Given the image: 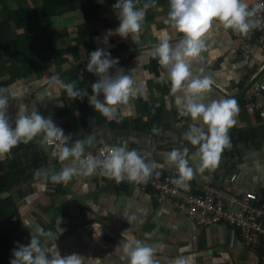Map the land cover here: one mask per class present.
I'll return each mask as SVG.
<instances>
[{
    "label": "crops",
    "instance_id": "1",
    "mask_svg": "<svg viewBox=\"0 0 264 264\" xmlns=\"http://www.w3.org/2000/svg\"><path fill=\"white\" fill-rule=\"evenodd\" d=\"M256 1L245 0L249 7ZM6 2L9 10L25 19L30 9L41 8L43 0ZM150 2L138 0L136 7ZM116 3L117 0H68L62 11L49 19L48 32L55 35L52 46L58 54L44 63L40 73L11 80L3 93L10 99L7 114L14 128L20 105L27 107L29 114L35 109L70 137L64 146L85 141V153L98 145L136 149L146 156V161L163 165L153 172L154 176L159 172L158 177H163L176 171L168 166L166 153L187 147L191 157L198 148L183 138L193 121L179 116L170 81L166 75L161 77L165 70L150 54L159 43L161 31L168 32L173 46L183 37L164 22L170 10L169 0H155V5L147 9L139 34L121 37L116 32L119 27ZM1 22L9 24L12 40L21 34L28 35L26 28H16L0 3ZM204 40V50L192 62L194 75L208 76L213 81L203 102L234 98L239 112L228 133L231 147L223 151L219 166L203 173L195 171L188 190L210 185L264 197V105L260 112H253L246 108L242 97L264 68L263 53L243 41L242 35L216 23ZM3 49L4 46L0 50ZM97 49L110 53V58L127 56L125 62L109 70V75L114 76L122 69L142 88V93L130 98L127 105L117 106L116 118L111 120L96 111L88 99L92 95L91 85L98 77L84 68L88 56ZM7 59V55L0 56V66H9ZM19 59L17 67L21 69L24 61L23 57ZM53 76H59L65 83L75 82L76 90L88 95L83 99L68 97L64 89L49 84ZM9 79L6 74L0 81ZM13 94L17 98L12 99ZM98 99L103 101V95ZM84 116L87 126H83ZM153 127L158 133L152 131ZM44 135H37L12 158L0 159L11 180L8 193L2 194L13 206L5 212L6 221L10 223L12 211L16 210L30 238L37 230L50 231L53 236L41 237L42 244L47 242L52 247L56 243L61 256L77 253L86 260L99 259V264H127L122 249L118 248L126 231L129 238L139 239L155 249L158 264H174L178 257H183L187 264H259L258 255L241 243L231 228L197 226L170 206H156L148 191L116 183L98 171L53 183L50 177L61 170L62 163L49 155ZM89 137L91 144L87 143ZM198 163L190 159L194 170ZM37 171L41 172L39 177L35 175ZM232 176H236L234 184L230 183ZM93 224L96 230L101 229L98 239L93 238ZM15 249L5 252L7 258L13 257Z\"/></svg>",
    "mask_w": 264,
    "mask_h": 264
},
{
    "label": "clouds",
    "instance_id": "2",
    "mask_svg": "<svg viewBox=\"0 0 264 264\" xmlns=\"http://www.w3.org/2000/svg\"><path fill=\"white\" fill-rule=\"evenodd\" d=\"M138 0H117L114 9L119 10L117 17L119 27L116 32L121 37L139 34L145 19L146 11L155 5V0L145 3L137 8ZM170 10L165 24L171 25L183 38L175 46L171 45L168 32L161 31L158 45L150 53L158 59V63L165 71L161 77L170 81V92L175 97V105L179 116L189 117L193 123L184 133V139L192 146H198L196 152L189 157L187 147L172 149L166 153L167 164L174 167L177 178L173 183L178 188L189 189V183L194 172L203 173L205 170H214L219 166L223 151L231 147L229 130L236 124L235 116L239 112L238 103L234 98H221L209 103L203 102L205 94L209 93L213 81L208 76L194 75L192 62L200 57L205 48V36L210 32L214 23L224 29H231L240 35H247L251 29L258 25L254 19L259 9L249 10L245 0H169ZM86 70L98 77L92 83V95L88 97L90 105L109 120L115 119L117 106L127 105L130 98H135L142 93V88L135 84L132 75L124 74L118 70L114 76L109 75V70L119 63L118 59L110 58V53L97 49L88 56ZM53 87L64 89L68 97L83 99L87 93L76 90L75 82L65 83L59 76L49 80ZM0 89V159H3L13 148L20 143H29L37 135L44 133V141L52 144L62 141L64 145L70 139L65 136L62 129L55 126L53 121L44 118L34 109L30 114L27 107L20 105L13 128L8 116L10 99ZM103 95V101L98 97ZM17 98L15 94L12 99ZM206 126V129L203 127ZM152 131L158 133L153 127ZM89 137L87 143L91 144ZM53 156L58 157L62 168L50 177L53 183L70 181L78 174L92 175L99 170V174L116 183L127 180L128 182H147L153 172L163 165L155 161H146L136 149L125 146L107 147L102 153V158L85 154V141L77 140L73 146H61ZM191 160H198V168L190 166ZM69 163L64 164V162ZM36 176L41 172L37 171ZM157 177L159 172H156ZM95 230L94 239H98L101 229ZM128 231L122 234L125 238L120 249L127 264H158L154 258L155 249L134 237L129 238ZM53 233L37 230L31 233L30 243L20 245L13 251L10 264H99V259L88 258L73 253L61 256L56 243L49 247L47 242H41V237H52ZM174 264H187L183 257L175 259Z\"/></svg>",
    "mask_w": 264,
    "mask_h": 264
},
{
    "label": "built area",
    "instance_id": "3",
    "mask_svg": "<svg viewBox=\"0 0 264 264\" xmlns=\"http://www.w3.org/2000/svg\"><path fill=\"white\" fill-rule=\"evenodd\" d=\"M259 9L254 19L259 23L242 40L260 50L264 56V0H257L249 10ZM112 59L125 62L128 57L119 55ZM86 70V66L84 68ZM79 75H82L80 72ZM246 108L253 112H260L264 105V68L259 70L254 84L242 95ZM49 155L64 146L62 141L48 144ZM112 145H98L87 154L102 158L101 153ZM146 160V156H142ZM99 172V170H98ZM177 172H167L163 177L155 176L147 182L135 183L123 181L134 188L148 191L156 206H170L175 211L183 213L188 220L197 226L210 228L225 226L237 235L241 243L254 251L259 257V264H264V197L254 192L235 193L226 187L205 185L197 190L178 188L173 180ZM236 176H232L230 183L234 184Z\"/></svg>",
    "mask_w": 264,
    "mask_h": 264
},
{
    "label": "trees",
    "instance_id": "4",
    "mask_svg": "<svg viewBox=\"0 0 264 264\" xmlns=\"http://www.w3.org/2000/svg\"><path fill=\"white\" fill-rule=\"evenodd\" d=\"M68 0H43L39 10L30 9L29 16L25 19L18 17L9 10L6 0H0L4 10L9 14V19L14 22L17 29L28 30V35H18L16 39H11L10 26L7 22L0 23V56L7 55L8 65L0 66V79L6 74L9 80L0 81V89H5L11 80L20 79L27 75L40 73L44 68V63L58 52L52 46L55 35L48 32V21L62 11V7ZM61 8V9H60ZM20 57H23L24 67L18 69ZM7 63V62H6ZM75 109V107H73ZM83 126H87L86 117H82ZM27 144L20 143L13 148L6 158H12L16 153L26 147ZM155 176L152 175L150 179ZM11 187L9 175L4 172L0 162V264H10L11 258H7L5 252L8 249L18 248L20 245H28L30 237L25 232L22 222L16 210L12 211V219L7 223L5 212L13 209L9 198H2V194L8 193ZM14 235V236H13Z\"/></svg>",
    "mask_w": 264,
    "mask_h": 264
},
{
    "label": "snow or ice",
    "instance_id": "5",
    "mask_svg": "<svg viewBox=\"0 0 264 264\" xmlns=\"http://www.w3.org/2000/svg\"><path fill=\"white\" fill-rule=\"evenodd\" d=\"M181 251H183V249Z\"/></svg>",
    "mask_w": 264,
    "mask_h": 264
},
{
    "label": "water",
    "instance_id": "6",
    "mask_svg": "<svg viewBox=\"0 0 264 264\" xmlns=\"http://www.w3.org/2000/svg\"><path fill=\"white\" fill-rule=\"evenodd\" d=\"M5 195V194H4Z\"/></svg>",
    "mask_w": 264,
    "mask_h": 264
}]
</instances>
